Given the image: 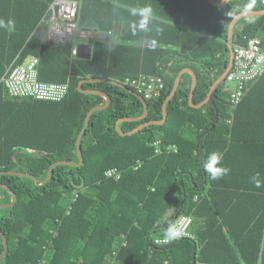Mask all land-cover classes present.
<instances>
[{
  "label": "trees",
  "instance_id": "obj_1",
  "mask_svg": "<svg viewBox=\"0 0 264 264\" xmlns=\"http://www.w3.org/2000/svg\"><path fill=\"white\" fill-rule=\"evenodd\" d=\"M54 1L0 0V20L15 25L11 32L0 28V171L45 180L52 164L79 162L76 142L86 116L105 104L103 96L79 92L81 81L106 79L82 89L103 92L111 103L90 117L80 167L57 165L43 185L0 174V183L17 196L13 207L0 210L9 246L0 264H264V74L230 114L225 83L214 104L191 107L192 76L185 73L165 123L132 135H121L116 123L142 115L144 106L110 82L164 76L160 97L146 101L147 117L121 122L123 133L162 120V105L182 69L197 75L193 104H200L227 68L231 21L242 12L264 10V0H231L223 7L207 0H78L80 32L97 36L88 40L91 59L75 62L71 50L83 36L64 46L45 40L44 21ZM145 6L153 10L149 30L133 35L139 17L129 10ZM155 25L163 32L157 34ZM110 32L114 36L108 38ZM249 38H259L264 51V16L236 24L234 46ZM36 56L40 81L69 84L63 101L8 96L2 82L8 69ZM170 62L169 74L159 70ZM212 152L221 153L222 166L230 168L219 179L204 170ZM111 168L122 171L120 180L105 177ZM257 173L260 187L252 180ZM74 192L78 197L72 201ZM11 199L0 188V205ZM182 215L193 218L192 237L154 245L155 238L173 237ZM3 251L0 235V256Z\"/></svg>",
  "mask_w": 264,
  "mask_h": 264
},
{
  "label": "built area",
  "instance_id": "obj_2",
  "mask_svg": "<svg viewBox=\"0 0 264 264\" xmlns=\"http://www.w3.org/2000/svg\"><path fill=\"white\" fill-rule=\"evenodd\" d=\"M78 0H55L49 7V16L44 23L47 25L45 40L49 45L64 46L69 40L82 36L80 32ZM234 62L231 70L227 72L225 83H234L235 89L229 92L228 103L230 114H233L236 107L241 103L248 87L258 81L264 74V51L259 38L246 39L245 44L237 45L234 48ZM80 53L77 44L71 50L72 58ZM40 57L36 56L24 64L13 65L8 69L7 75L2 79L3 85L10 98H29L37 101L61 102L69 93V84L45 83L39 79ZM172 63L163 64L159 70L170 73ZM125 85L134 89V92L143 97L144 100H152L160 97L165 88L164 76L142 74L137 78L126 79ZM156 153H160V141L154 143ZM167 150L176 151V147H167ZM34 153V151H30ZM138 162L137 165H139ZM137 165L135 170L138 169ZM106 178L120 180L122 171L118 168H111L104 173ZM78 194L74 192L72 201H75ZM193 218L190 215L180 216L171 238L158 237L154 239L156 246H168L178 238H191ZM32 264H46L41 260Z\"/></svg>",
  "mask_w": 264,
  "mask_h": 264
},
{
  "label": "water",
  "instance_id": "obj_3",
  "mask_svg": "<svg viewBox=\"0 0 264 264\" xmlns=\"http://www.w3.org/2000/svg\"><path fill=\"white\" fill-rule=\"evenodd\" d=\"M207 1L210 4H212L214 7H223L227 3H229L231 0H222L220 2H214L213 0H207ZM263 16H264V10H262V11L242 12V13L238 14L237 16H235L233 18V20L230 23L229 29H228V40H227V44H228V50H229L230 57H229V62H228L227 68L223 72L222 76H220L214 82V84L211 86L210 91H209L206 99L203 102H201L200 104H198V105H194L193 104V95H194V91H195V88H196V85H197V75L194 73V71H191V69H182L179 72V74L177 75L176 79H175V83H174V86L172 88L171 93L165 99V101H164V103L162 105V113H163L162 120H160V121H149V122L143 123L138 128H136L135 130H133L132 132L123 133V132H121V130L119 128V124L121 122H125V121L135 122V121H140V120L146 118L147 115H148V106H147L146 100H144L143 97L139 96L134 91L128 89L124 84L119 83V82H116V81H110L113 85L118 86L121 89H124L127 92H129V93L133 94L134 96H136L141 101V103L144 106V110H143V114L142 115H140L138 117H134V118H122V119H119L117 121V123H116V130L121 135H132L134 133H138L139 131H141L142 129H144L147 126H150V125H162V124H164L165 121H166V119H167V105L173 99V97L175 96V94H176V92L178 90V87L180 85L181 77L185 73H188V74H190L192 76L191 90H190V94H189V98H188L189 105L191 107H193V108L199 109V108L203 107L204 105H206L207 103L214 104V101H213L214 95L217 92V90L225 83L226 76L228 74L227 72H229L231 70L232 66H233L234 54H235V51H234L235 46H234V43H233V39H234V30H235L236 24L241 19H243V18H248V17H263ZM80 47H85V48L88 49V56L87 57H84V58H86V59L89 60L91 58L92 45H90V44H87V45L83 44V45H80ZM99 81L106 82L107 80L106 79H99V78L98 79L83 80L78 85V91L79 92H82L84 94L100 95V96H103L105 98V104L104 105L97 106V107L93 108L87 114L86 119H85L84 127H83L82 131L80 132V134L78 135L77 142H76V149H77V155H78V158H79V162H77V163L74 164V163H70V162L60 161V162H56V163L52 164L50 166L49 170H48V174H47V177H46L45 180H38L34 176H32L30 174H27V173H16V172L0 171V174H7V175L19 176V177H28V178H31L32 180L38 182L40 185H43V184H46L47 182H49L51 180V178L53 176L54 168L57 165H68V166L75 167V168L76 167H80L83 164L82 163L83 162V157H82V149H81V139H82V136L86 133L87 127L89 126L90 117L96 111H101V110L107 109L109 107L110 103H111L110 96L107 95V94H105V93H103V92L95 91V90H83L82 89V85L84 83H96V82H99ZM217 121H218V112L216 111L215 123ZM0 188L3 189V190H5V191H7L8 193H10L12 195L11 202L10 203H7V204L0 205V210L3 209V208H7V207H13L14 204L16 203V200H17V196L14 193V191H12L9 187H7V186H5V185H3L1 183H0ZM0 235H1L2 240H3V243H4V251H3V253L0 256V263H1L2 259L5 256H7V254H8L9 246H8V241H7L6 237H5V235L1 232V230H0ZM194 261H195V254H193V262Z\"/></svg>",
  "mask_w": 264,
  "mask_h": 264
},
{
  "label": "clouds",
  "instance_id": "obj_4",
  "mask_svg": "<svg viewBox=\"0 0 264 264\" xmlns=\"http://www.w3.org/2000/svg\"><path fill=\"white\" fill-rule=\"evenodd\" d=\"M254 3V0H253ZM251 5H249L250 7ZM130 14L132 16H138L139 20L132 25L133 35L136 34L137 29L139 31H148L150 20L153 18V10L150 6H145L141 8H131ZM14 21L8 20L7 23L0 20V28H5L9 32L14 30ZM154 30L157 34L163 32V28L159 25L154 26ZM155 43V41H153ZM222 154L219 152H212L209 154L208 161L204 165V170L211 175L213 179H219L230 172V168L224 167L221 164ZM259 173L252 177L253 182L257 187L261 186V181L259 179Z\"/></svg>",
  "mask_w": 264,
  "mask_h": 264
},
{
  "label": "crops",
  "instance_id": "obj_5",
  "mask_svg": "<svg viewBox=\"0 0 264 264\" xmlns=\"http://www.w3.org/2000/svg\"><path fill=\"white\" fill-rule=\"evenodd\" d=\"M46 25V24H45ZM46 27H47V25H46ZM47 30V29H46ZM82 36H83V40H76L75 42H74V44H77L78 45V47H79V50H80V53H79V55L76 57V58H72V56H71V61H73V62H75L77 59H83V60H88V59H86V58H84V57H87L88 56V49L87 48H85V47H80V45H83V44H85V45H87V44H90V45H92V43L90 42V41H88L89 39H91V38H93V37H96L97 35H93V34H85V32H83L82 33ZM85 36H90V37H85ZM114 36V33H109L108 34V38H111V37H113ZM77 39V38H76ZM91 57H92V52H91ZM91 59V58H90ZM89 59V60H90ZM30 60V59H29ZM28 60V61H29ZM162 64H166V63H162Z\"/></svg>",
  "mask_w": 264,
  "mask_h": 264
},
{
  "label": "rangeland",
  "instance_id": "obj_6",
  "mask_svg": "<svg viewBox=\"0 0 264 264\" xmlns=\"http://www.w3.org/2000/svg\"><path fill=\"white\" fill-rule=\"evenodd\" d=\"M225 87H226V89H228V90H230V91H232V90H234L235 89V84L234 83H225ZM157 142V141H156Z\"/></svg>",
  "mask_w": 264,
  "mask_h": 264
}]
</instances>
